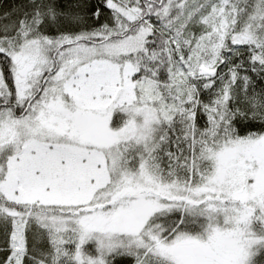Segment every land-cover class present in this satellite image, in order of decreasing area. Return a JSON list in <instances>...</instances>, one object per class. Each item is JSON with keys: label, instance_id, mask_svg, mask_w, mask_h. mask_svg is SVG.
Returning a JSON list of instances; mask_svg holds the SVG:
<instances>
[{"label": "snow or ice", "instance_id": "6c2138e0", "mask_svg": "<svg viewBox=\"0 0 264 264\" xmlns=\"http://www.w3.org/2000/svg\"><path fill=\"white\" fill-rule=\"evenodd\" d=\"M0 264H264V0H0Z\"/></svg>", "mask_w": 264, "mask_h": 264}, {"label": "trees", "instance_id": "16d2710c", "mask_svg": "<svg viewBox=\"0 0 264 264\" xmlns=\"http://www.w3.org/2000/svg\"><path fill=\"white\" fill-rule=\"evenodd\" d=\"M14 2V0H3V3L5 4V5H10L11 3H13Z\"/></svg>", "mask_w": 264, "mask_h": 264}]
</instances>
